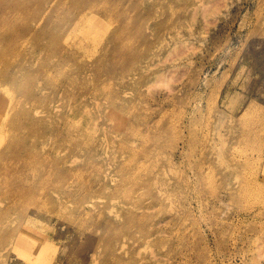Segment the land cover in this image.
<instances>
[{
  "label": "rangeland",
  "instance_id": "rangeland-1",
  "mask_svg": "<svg viewBox=\"0 0 264 264\" xmlns=\"http://www.w3.org/2000/svg\"><path fill=\"white\" fill-rule=\"evenodd\" d=\"M86 1L57 17L59 176L12 204L36 218L0 196V264H264V0Z\"/></svg>",
  "mask_w": 264,
  "mask_h": 264
},
{
  "label": "bare ground",
  "instance_id": "bare-ground-1",
  "mask_svg": "<svg viewBox=\"0 0 264 264\" xmlns=\"http://www.w3.org/2000/svg\"><path fill=\"white\" fill-rule=\"evenodd\" d=\"M84 1L0 0V182H8L7 190L0 196L9 200L2 212L12 211L20 217L28 213L34 218L45 214L43 205L36 206L25 202L24 206L14 208L12 204H17L21 197H32L30 194L40 195L37 198H44L46 196L42 194L47 193L56 185H49L43 189L47 182L56 181L59 176L60 126L56 124V120L61 115L59 98L68 94V91L71 93L70 90L67 91V84L64 83L63 86L58 79L61 72L59 47L61 42L72 39L78 31V26L72 29L71 24L64 20H57V17L68 11L71 14L78 13L82 7L87 6V4L84 6L85 3H89V1ZM82 48L79 46L77 51L70 49L67 53L72 54L73 59L84 67L87 63L82 57V52L80 53ZM70 55L69 58H71ZM104 58L106 59L105 56ZM106 60L109 62L110 59ZM101 62H103L102 59ZM98 66L95 67L98 68ZM79 116H81V108L72 107L67 120L76 122ZM71 131L73 132L74 128ZM82 133L86 132L82 131ZM90 136L86 137L85 143ZM83 140H81L82 143ZM73 145H76V142ZM64 173H69V169H65ZM71 173L70 170V175ZM66 193L55 191L51 196L56 197L62 194L61 196L66 198L68 195ZM47 212L50 213V210L48 209ZM11 220V217L0 219L4 226L8 222L10 225L13 224ZM6 230H0V237L13 241L15 234L6 232ZM0 258H3L1 252Z\"/></svg>",
  "mask_w": 264,
  "mask_h": 264
}]
</instances>
